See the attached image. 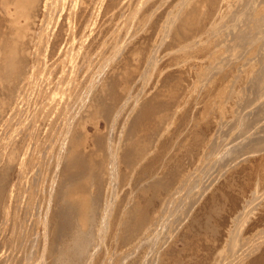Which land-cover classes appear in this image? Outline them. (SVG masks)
Segmentation results:
<instances>
[{"label":"bare ground","instance_id":"6f19581e","mask_svg":"<svg viewBox=\"0 0 264 264\" xmlns=\"http://www.w3.org/2000/svg\"><path fill=\"white\" fill-rule=\"evenodd\" d=\"M0 264H264V0H0Z\"/></svg>","mask_w":264,"mask_h":264},{"label":"rangeland","instance_id":"374dc122","mask_svg":"<svg viewBox=\"0 0 264 264\" xmlns=\"http://www.w3.org/2000/svg\"><path fill=\"white\" fill-rule=\"evenodd\" d=\"M258 183H260V181H258Z\"/></svg>","mask_w":264,"mask_h":264}]
</instances>
